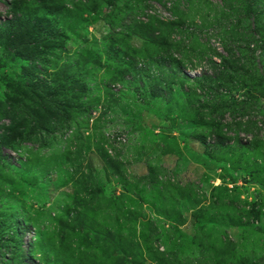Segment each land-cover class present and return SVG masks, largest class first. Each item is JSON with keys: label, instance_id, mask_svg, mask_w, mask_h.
Segmentation results:
<instances>
[{"label": "rangeland", "instance_id": "rangeland-1", "mask_svg": "<svg viewBox=\"0 0 264 264\" xmlns=\"http://www.w3.org/2000/svg\"><path fill=\"white\" fill-rule=\"evenodd\" d=\"M263 46L264 0H0V264H264Z\"/></svg>", "mask_w": 264, "mask_h": 264}, {"label": "trees", "instance_id": "trees-1", "mask_svg": "<svg viewBox=\"0 0 264 264\" xmlns=\"http://www.w3.org/2000/svg\"><path fill=\"white\" fill-rule=\"evenodd\" d=\"M18 24V22L16 23H10L8 27L1 29V34L3 35H9L11 32H13V28H16L15 26ZM264 49V46H263ZM0 159H3V157L0 154ZM13 227H11V225L8 223L7 226L4 228L5 229V233L2 236L3 238L0 239V242H2L3 244H5V242H10L11 244H15V248H14V252L15 254H17V249H20L21 247V237L18 236V232L19 230L12 229ZM40 259L42 258V255H40L39 257ZM21 261L23 259V257L20 254H17L15 256V260ZM39 259V260H40ZM2 257H0V263H1ZM13 260V259H12ZM14 261V260H13Z\"/></svg>", "mask_w": 264, "mask_h": 264}, {"label": "built area", "instance_id": "built-area-1", "mask_svg": "<svg viewBox=\"0 0 264 264\" xmlns=\"http://www.w3.org/2000/svg\"><path fill=\"white\" fill-rule=\"evenodd\" d=\"M116 141L119 143H125L126 139L123 136H117Z\"/></svg>", "mask_w": 264, "mask_h": 264}]
</instances>
